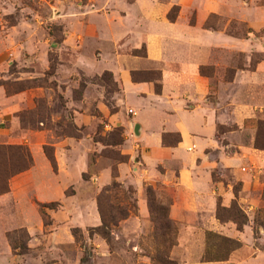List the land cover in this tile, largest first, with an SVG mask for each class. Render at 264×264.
<instances>
[{"label":"rangeland","instance_id":"rangeland-1","mask_svg":"<svg viewBox=\"0 0 264 264\" xmlns=\"http://www.w3.org/2000/svg\"><path fill=\"white\" fill-rule=\"evenodd\" d=\"M95 1L0 0V264H162L160 256L169 259L166 264H237L245 254L253 258L244 264H264V159L255 155L264 149L254 147L256 136L264 145V81L255 85L241 72L264 60V0H160L169 5L167 19L190 36L183 44L194 52L219 37L199 72L209 82L208 102L228 115L216 123L215 136L220 146H230L204 151L212 163L208 205L213 201L214 207L183 220L170 216L174 199L190 196L178 189L177 167L170 163L164 173L167 166L157 163L153 175L141 174L148 164L133 129L136 112L116 105L121 88L113 76L114 85L101 78L111 49L91 34ZM136 18H130L133 27L141 23ZM133 37L118 47L122 57H138L131 66L145 54V44ZM90 62L99 66L89 71ZM144 66L150 69L134 70L137 76L161 86L159 64ZM166 134L172 145L180 138ZM17 145L27 149L31 164L15 173L17 151L2 146ZM124 164L125 177L119 171ZM104 173L110 177L101 185ZM131 175L143 180L140 196L126 183ZM113 179L121 187L109 194L122 199V189L131 186L126 195L136 208L111 226L107 241L91 229L101 222L96 196ZM52 202L58 205L44 208L42 217L40 205ZM232 214L244 220L241 229ZM12 242L25 244L26 252L14 251Z\"/></svg>","mask_w":264,"mask_h":264},{"label":"crops","instance_id":"crops-1","mask_svg":"<svg viewBox=\"0 0 264 264\" xmlns=\"http://www.w3.org/2000/svg\"><path fill=\"white\" fill-rule=\"evenodd\" d=\"M95 2L92 5L95 11L89 10L91 14H96V17L91 19L94 30L89 25L92 28L91 34L99 42L110 43L111 50L104 53V57L110 59L111 65H107V70L121 88L115 96L116 105L120 108H132L136 112L133 118L134 127L138 124V134L134 133L138 135L142 156L148 164L147 169L141 171V174L149 172L153 175L154 165L157 163L167 166L164 173H168V167L173 164L177 167L178 189L190 196L188 199L175 198L170 208V216L175 220H183L188 215L190 217L192 212L203 214L206 206L210 209L214 207L213 201L208 205V201L212 200L208 199V194H211L212 163L208 161L204 151L209 148L216 149L215 151L220 153V149L224 150L225 147L230 146V144L223 146L218 144L219 141L215 136L216 123H224L228 115L216 108L223 107L218 106L219 103L208 102L209 82L199 72V66L210 61L215 38L219 37L213 35L202 53L199 50L194 52L193 46L183 44L190 36L179 33L177 22L167 19L169 8L167 3L160 0H96ZM86 7H91L89 2ZM133 14L136 15V19L138 17L141 19V23L135 24V27L130 23ZM133 36L135 42L145 44L143 61L137 62L135 66L130 64L138 57L127 59L126 55L124 58L118 49L120 44L123 46L122 43H129ZM221 39L229 42V37L226 35H222ZM144 64H159L158 69L161 73L159 93L155 92L154 83L147 78L132 80V70L150 69ZM87 66H91L89 68L91 71L99 65H91L90 62ZM241 72H246L250 82L255 85L261 84L264 81V60L258 62L254 70ZM244 106L248 105L244 104ZM166 132H178L180 141L174 145H164L162 134ZM239 147L245 151V155L253 156L254 152H250L249 147L245 145ZM255 155H260L264 159V151L257 150ZM125 166L126 164L120 165V176L125 177V173L122 172ZM137 171L138 168L136 173H139ZM108 175L104 173L101 185L108 181L110 177ZM132 177L133 180L126 183L134 185L140 196L142 186L139 183L143 180L136 176ZM138 211L142 216L147 212L145 201L141 198L138 199ZM252 258L245 254L236 263L244 264ZM198 264H222V262L202 261Z\"/></svg>","mask_w":264,"mask_h":264},{"label":"trees","instance_id":"trees-1","mask_svg":"<svg viewBox=\"0 0 264 264\" xmlns=\"http://www.w3.org/2000/svg\"><path fill=\"white\" fill-rule=\"evenodd\" d=\"M200 72L201 69H200ZM131 77L133 81H138V80H142L143 77H138L137 76V72L135 71H131ZM101 78H105L106 80H108L110 82V84L112 85L114 83L113 79H112V74L109 71H104L101 75ZM140 78V79H139ZM114 85V84H113ZM84 88V82H80L79 83V87L76 89L75 92H78L79 95L81 94L82 89ZM160 84L159 83H155L154 84V90L156 93L160 92ZM167 134L163 133L162 134V143L164 145H172L170 143H166L165 141V136ZM178 141H180V138H178L176 140L175 143H177ZM254 147L255 148H259V149H264V145H262L259 141V139L257 138V136L255 137V141H254ZM2 148H15V150L17 151V155L19 156L18 158L20 159V164L17 165V169L14 171L15 173L17 172H21L25 169H27L30 164H31V157L27 151V149L23 146H2ZM46 147L44 146V151L46 153L47 158L54 163V157L52 154L48 153L47 150H45ZM115 176V175H114ZM121 187V184L113 179L111 181L110 184L104 186L101 191L97 194L96 196V204H97V210L100 216V224L93 227L91 230H94L96 233L100 234L101 236H103V238H105L107 241L110 240V229L111 226H116L118 224V222L122 219H125L131 212H134L133 209L136 208V204H135V200L131 201L132 195H126V191H133L131 186H128L126 189H122L123 192V197L122 199H119V197L117 196L116 192L113 194H109L112 191L118 190V188ZM58 205L57 202H52L49 204H41L40 205V213L43 216H46V212L44 208H55ZM225 210V209H222ZM239 217L244 216V214H240L239 212ZM232 216H234L232 214ZM216 217L220 220H222L221 215H219V209L216 211ZM239 217H235L233 218V220L237 223V227L238 229H241L243 224H244V220H239ZM238 218V219H237ZM49 223H47L44 220V225H47ZM166 226L169 228L170 227V220L167 219L165 221ZM80 229L79 228H72L71 233L74 236V238L76 240H79V236H80ZM18 248V249H17ZM12 249L14 251H17V253L19 254H23L26 252L27 250V246L25 244H22V246H20V248L16 245L15 242H12ZM161 257V263L162 264H166L169 262L168 258H164L163 256Z\"/></svg>","mask_w":264,"mask_h":264},{"label":"water","instance_id":"water-1","mask_svg":"<svg viewBox=\"0 0 264 264\" xmlns=\"http://www.w3.org/2000/svg\"><path fill=\"white\" fill-rule=\"evenodd\" d=\"M134 132H135L136 134H138V124L135 125V127H134Z\"/></svg>","mask_w":264,"mask_h":264},{"label":"built area","instance_id":"built-area-1","mask_svg":"<svg viewBox=\"0 0 264 264\" xmlns=\"http://www.w3.org/2000/svg\"><path fill=\"white\" fill-rule=\"evenodd\" d=\"M129 112L134 113V111L132 109H129Z\"/></svg>","mask_w":264,"mask_h":264}]
</instances>
